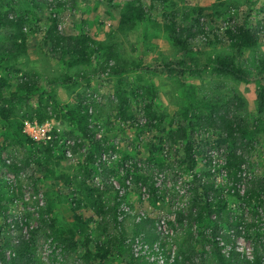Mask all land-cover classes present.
<instances>
[{"label": "rangeland", "instance_id": "374dc122", "mask_svg": "<svg viewBox=\"0 0 264 264\" xmlns=\"http://www.w3.org/2000/svg\"><path fill=\"white\" fill-rule=\"evenodd\" d=\"M60 1L56 5L53 0H0V9L25 18L26 34L25 53L11 60L13 69L0 70L6 80L4 93L17 91L21 95L16 80L24 73L34 77L43 89L40 96L31 94L27 99L13 100L11 125L0 116V207H5V211L0 208V245L24 238L27 264H131L127 262L131 253L127 240L134 236L137 225L144 219L151 220L153 225L145 226V233L149 235L147 240L153 241L159 238L155 223L164 217L168 231L165 240L184 264H254L257 258L264 261V197L256 187V181L264 177V129L257 124L259 82L255 77H264V0H142L150 20L137 22L132 29L118 27L121 11L132 0ZM197 6L205 7L204 13H197ZM54 14L58 27L70 34H86L103 47L112 48L117 57L141 62L150 69L112 75L99 69L97 53L94 61L81 64H68L51 56L42 44L39 29ZM170 16L179 26L198 29L184 59L199 66L209 56H235L224 29L248 16L249 24L260 29L258 43L244 48L235 60L252 73V79L241 81L218 74L211 66L194 74H168L162 62L182 59L166 26ZM214 34L223 40L208 42ZM80 73L85 76H77ZM117 92L126 98L123 117L118 113ZM235 97L242 102L232 105L233 114L242 119L239 123L249 133L238 140L237 135L227 140L215 130L195 128L190 141L196 164L190 169L184 141L171 142L169 132L184 120L193 121L195 115L207 114L208 102L222 104ZM146 101L152 102L154 118L146 115ZM78 103L90 113L95 133L115 149L111 152L114 155L105 160L111 170L110 183L113 185L111 177L121 184L127 174L132 177L123 197L130 213L120 221H115L113 213L118 197L115 186H105L87 157L94 151L93 146L80 141L72 148L75 137L68 133L78 136V131L66 111ZM36 109L46 115L43 122L38 121ZM33 121L44 126L31 137L25 123ZM43 131H51V138L56 140L49 160L37 152L48 142L42 138ZM25 135L36 142L33 147L18 139ZM233 149L240 159L238 166L232 162ZM38 156L40 166L31 159ZM125 161L129 162L127 169L122 168ZM204 183L214 186L209 199L225 203L221 213L212 215L222 220L221 239L229 250L225 254L218 245L224 263L214 249L207 220L195 217L205 199L195 187ZM93 203L99 207L98 213ZM64 231H72L82 247L61 248L52 233ZM145 233L140 234L146 237ZM225 235L231 240L225 241ZM85 236L91 251H95L94 243H107V257L86 256ZM122 237L121 246L117 239ZM4 254L9 260L14 251L5 249ZM131 262L136 264L133 257Z\"/></svg>", "mask_w": 264, "mask_h": 264}, {"label": "trees", "instance_id": "16d2710c", "mask_svg": "<svg viewBox=\"0 0 264 264\" xmlns=\"http://www.w3.org/2000/svg\"><path fill=\"white\" fill-rule=\"evenodd\" d=\"M56 5H60V0H53ZM153 1V0H152ZM197 13H204L205 7L197 6ZM166 26L168 27L172 42L175 46L179 48L182 59L177 61H163L162 68L168 74H177L183 76L185 73L194 74L199 73L202 69H206L208 66L218 74H228L233 78L241 81H249L252 79V73L248 70H245L240 64H238L235 58L241 55V52L244 48H251L258 43L260 29L252 27L249 24L248 16L241 18V21H234L233 24H228L225 26L224 35L230 41V45L233 48L235 56H220L215 55L213 57H207L206 62L203 65L199 66L194 62H185L184 57L189 51L190 42L196 38L199 31L196 27L190 26H179L175 21L174 16H170ZM145 20H150V15L142 0H132L126 3L124 9L121 11L118 19V27L120 29H132L137 22H142ZM48 24L40 30V38L42 44L46 47V51L51 56L57 59H63L68 64H81V63H90L94 61L93 56L95 53L98 54L97 65L100 70L103 72L110 73L112 75H120L125 70H149L150 68L144 65L141 62H128L125 59L117 57L112 48L103 47L100 43H96L86 34H80L74 36L67 32L65 29L58 27L57 15L54 14L48 20ZM25 18L20 15H15L8 10L0 9V70L13 69L14 66L10 64L11 60L16 59L21 54H24L26 51V34L24 31ZM223 35V36H224ZM208 42H221L223 37L220 38L218 35L214 34L213 39H207ZM95 45V47H93ZM113 59V62H111ZM191 60V59H190ZM264 70V69H263ZM79 77H84V73L77 75ZM255 77L258 79V88L256 92V109L259 114L257 117V124L264 129V120L262 114H264V77L262 75L256 74ZM6 80L0 74V116L4 119L7 125H11V117L14 115V107L12 105L13 100L17 98L27 99L31 94L41 95L43 89L40 88L36 79L31 76H28L26 73L21 77H18L16 80L17 89L23 93L18 94L17 91L10 92L9 95L4 93V86ZM117 98L119 100L118 104V113L120 117H123V112L125 111L124 106L126 105V98L120 92H117ZM50 99L55 101V96L50 95ZM240 98H232L225 103L216 104L214 102H208V113H200L195 115L192 120H184L175 130L169 132V139L171 142L181 140L184 141V155L187 161L188 167L192 169L196 160L193 155V143L190 141L191 136L195 128H208L215 130L220 136L227 138V140H232L233 137L241 138L249 133V129L242 126V119L238 116H234L232 111V105L234 103L241 104ZM38 109H41V103L38 104ZM36 109V111L38 110ZM66 114L71 119L75 128L78 131V136H73L69 132V136L75 137V142L72 144V148L75 149L79 145L80 141L83 143L90 144L93 146L94 151L88 154V159L95 164V168L98 170L103 183L106 187H111L114 189L113 185L109 181V174L111 170L106 165L105 161L101 157L102 152L111 153L114 151V147L106 143L105 139L102 137H97L95 130L93 129L92 122L90 120V113L82 105L78 103L75 107L69 108L66 111ZM146 115L150 118L155 117V113L152 110V102L146 101ZM39 122H43L47 117L42 115L41 111L38 110L36 114ZM23 120L20 121V126H22ZM152 125V123H149ZM22 129V128H21ZM15 136L19 135L16 131ZM23 134V133H22ZM55 134V131H53ZM26 136V135H25ZM20 141L27 142L30 147L36 144L35 141L26 137L18 138ZM55 139H49L45 146H42L37 150L40 153L39 156L43 155L46 160H49L53 156V144H55ZM81 142V143H82ZM236 149H233V161L240 164V159H237L235 156ZM32 154V153H30ZM29 154V155H30ZM31 157V159L37 164H41L40 157ZM30 158V157H29ZM48 171L52 172V169L45 167ZM194 178H195V174ZM257 189L260 194L264 197V177H261L256 181ZM69 184V181H68ZM82 186V185H81ZM214 186L211 183H204L195 187V190H201L204 195V201L200 202L199 209L195 214L196 219L207 220L211 228V236L213 241L214 249L220 259V262L224 263L225 257L219 252L218 242L215 239L216 236H221V218L219 215L212 217L214 213L221 209L225 208V203L219 199L213 201L209 199V191L213 190ZM116 193V191H115ZM117 196V195H116ZM214 202V203H213ZM96 203V202H95ZM93 203L92 206L95 208V211L99 212V207L97 204ZM118 206L119 200L115 199L113 205L114 219H118ZM0 208L5 211V207L1 206ZM118 221V220H117ZM120 221V220H119ZM120 223V222H119ZM228 224H230L227 221ZM149 224V225H148ZM153 222L149 219H144L140 222L135 231L134 235L140 233H145V226H152ZM231 225V224H230ZM120 228L121 225H120ZM158 234V233H157ZM146 239L149 238L148 233H145ZM54 241L61 247L65 249H76L78 246H81L75 239L74 233L72 231H64L59 234L52 233ZM225 241H230V237L225 235L223 236ZM119 244L124 245V238L117 239ZM88 236L84 237V247L85 255L95 258H105L110 253V247L107 243H94L95 251H91L89 245ZM5 249H11L14 251V254L10 259H6L4 251ZM26 249V241L24 238H17L2 243L0 245V264H27L24 260V252ZM129 251V249H128ZM234 254V253H233ZM132 255L128 254V263L132 264ZM136 264H138L136 262ZM254 264H264V261L257 258Z\"/></svg>", "mask_w": 264, "mask_h": 264}, {"label": "built area", "instance_id": "2783aa9c", "mask_svg": "<svg viewBox=\"0 0 264 264\" xmlns=\"http://www.w3.org/2000/svg\"><path fill=\"white\" fill-rule=\"evenodd\" d=\"M44 126L39 125L35 121L29 123H25V128L27 129L28 134L33 137L34 132L40 127ZM97 137H101L99 133L96 134ZM42 138L43 140H49L51 138V131H43L42 132ZM69 142V140H67ZM66 153L69 154V151L66 150ZM210 154L213 156L215 153L214 151L210 152ZM112 153L108 152H102L101 157L105 161L108 159ZM114 155V154H113ZM112 155V156H113ZM129 166V162L125 161L122 165V168L127 169ZM131 175H126L124 183H118L116 178L111 177V182L115 186L116 192H117V198L119 200V206H118V219L122 220L124 216L128 213H130L129 205L127 201L123 198L126 194V191L131 187ZM141 191H143V196L145 197L147 194L145 193V187L143 186ZM141 220V216L137 217V221ZM156 231L159 235V238L153 241H149L145 238L143 234H138L130 237L127 242L130 247V252L133 257V259L138 264H184L181 260L180 256H178L174 250V248H171L169 244L166 242L165 237L168 233L166 228V219L164 217H161L156 223H155ZM218 242V245L222 247V251L225 252V254H229V250L226 249V245H224V241L221 239V236H216L215 238ZM9 254V253H7Z\"/></svg>", "mask_w": 264, "mask_h": 264}]
</instances>
